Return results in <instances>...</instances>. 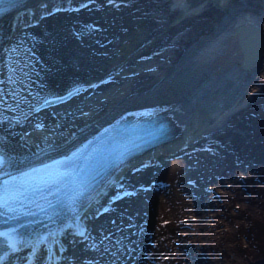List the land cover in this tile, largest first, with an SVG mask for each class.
<instances>
[{
  "label": "rangeland",
  "instance_id": "374dc122",
  "mask_svg": "<svg viewBox=\"0 0 264 264\" xmlns=\"http://www.w3.org/2000/svg\"><path fill=\"white\" fill-rule=\"evenodd\" d=\"M167 1L171 2V0ZM238 1H248L244 7L256 12H260L262 8L260 0H230L226 9L234 8L232 6H235ZM127 2L126 6L119 8L120 13H117L114 8L109 9L110 7H108V12L113 14L111 18L118 20L114 33L104 19L99 17L100 13L93 9L83 10L79 15L74 12L71 14L69 12V15L64 17L54 15L48 21H44L43 26L36 27V31L29 32L30 40L27 41L35 43L33 51L37 54L33 55V58L37 59L35 70L31 64L29 69L32 68L31 71L36 72L40 93L59 91L69 83L87 80L86 78L89 76L99 80L106 74H109L111 78H116V81H112L111 86L105 88L107 94L118 96L121 93L124 95V87L140 89L146 83L144 82L145 76L134 79L128 77V80H124L125 78L121 76L128 73V68L135 62L136 55H133L127 64H121L119 61L120 57L124 56L127 45L133 42L132 38L137 36L140 39H145L146 36L143 35V32L152 33V24L158 22V24L164 23L165 28L167 25L174 26L168 34L177 33L181 36L185 31L194 30L192 38L197 37L198 39L199 35L212 30L226 13L220 4L213 0H187L190 5L202 4V8L199 13L188 17L189 19H183L181 24H177L174 22L176 17L178 19L182 16L179 15V12L169 14L170 3H167L165 7L159 6L161 10L155 11L154 6L158 4L155 0H140L138 2L137 0H127ZM134 6L137 9L132 10L135 8ZM166 16L167 18H165ZM63 19H73L80 25L77 31L68 32L66 29L64 31L67 39L72 36L84 50L79 54V57L73 56V53L69 54V51L59 50L61 53L56 56V59L49 61L50 51L53 54L58 48H61L57 46L58 30L54 29L53 25L57 21L61 23ZM173 23L175 24L172 25ZM90 24L100 29L94 28L95 30H93ZM135 25H138L136 26L138 29L135 28ZM161 39L160 43H162ZM83 41L88 43L84 45L86 48L81 44ZM69 46H73L72 41H69ZM85 50L88 52L87 55L84 54ZM107 52H111L109 57ZM115 53L116 55H114ZM99 54L108 58L101 59L96 56ZM17 59L19 58L17 57ZM153 60L157 59H152L151 62ZM113 64H119L117 70L111 69ZM142 64L143 67H150L148 64ZM37 66L39 69H36ZM116 92L118 93L116 94ZM99 99L101 100L102 97L98 87L96 91L87 96L91 106L99 104L97 103ZM106 105L108 104L102 105V111L106 109ZM72 106L77 108L74 114V117L77 118L93 111L92 107L87 110H85L86 108L78 109V100L74 101ZM63 110V107H58L47 112L45 116L49 120L46 122V127L33 130L34 136H30L26 132L17 133L19 130L17 125L8 126L13 131V140L28 146V150L32 151L39 144L45 146L46 143H51L55 137L67 136L70 128L73 129L75 125L70 124L71 127L66 130L61 129L60 126L66 121L73 122L76 118L55 116V114L63 113ZM215 125V129H211L209 131L211 134H207L205 139L216 141L217 145L214 144L216 150L214 153L204 154L206 157L198 162L195 161V165L191 168V177L195 181V186L189 184L187 178L178 179L168 174L173 170L169 166L170 162H167L171 158V155H168L164 159L163 168L154 170L148 166L143 170L136 171L127 180L140 182L159 175L169 182L167 188L162 191L139 190L142 193L138 192L130 198H125L116 205L112 213L100 218L102 226L107 229L111 225H117V222L120 221L119 232L116 233L114 240L117 250L124 253V249L132 247L133 244H136V249H139V253L135 257H127L121 262L122 264H139L141 260L142 264H163L166 258H169L167 264H264V86L256 95L252 96L247 105L235 106L222 123ZM2 128L0 126V132ZM201 133L208 132L202 130ZM179 161L180 166L187 170L185 165L191 161H186V158L182 157ZM213 173H223L224 177L216 182L213 189L206 191L205 186L212 185L214 178L211 176ZM184 186L191 187L193 193L199 195L200 213L184 208L183 204L186 201L190 203L188 196L187 198L184 196L183 191L186 192ZM153 197L160 202L154 201L148 204V211L144 209L141 212L136 208L137 203L146 204ZM128 220L130 222L136 220L137 225L132 232L134 236L130 240H126L125 244L120 239L126 238L125 231L130 230L126 224ZM183 220H186L187 223L183 224ZM155 231L157 232L155 233ZM103 239V235L94 236L92 234L85 239V244L87 248L92 247L97 251ZM168 244L174 247L169 250L171 256L168 253L165 254L166 249L161 252L162 245ZM118 258L122 260V257L118 256ZM138 260L140 261L137 263ZM99 264L105 263L101 261Z\"/></svg>",
  "mask_w": 264,
  "mask_h": 264
},
{
  "label": "bare ground",
  "instance_id": "6f19581e",
  "mask_svg": "<svg viewBox=\"0 0 264 264\" xmlns=\"http://www.w3.org/2000/svg\"><path fill=\"white\" fill-rule=\"evenodd\" d=\"M69 1L70 0H62L61 3L66 4ZM117 1L120 3L117 2L118 5L115 6L109 4V9L114 7V10L117 13H120V11H118V7L122 8L124 6V0ZM138 1L140 0H137V2ZM155 1L158 2V4L154 6L155 11L161 10L159 6L165 7L167 3H170L171 10L169 11V14L172 15L175 12H179V15L182 17H178V19L176 17L177 20L175 19L174 22L177 24H181L183 19H189L191 16H194L193 14L199 13L202 8V4L190 5L187 0H171V2H168L167 0ZM213 1L217 4H220L221 8L225 9L226 13L222 20L216 23L212 30L206 31V33L199 35L198 39L197 37L192 38V33H194V30L185 31L183 34H181V41L184 43H180L183 46L178 47L173 55H166L163 53L162 57L164 62L155 63V66H151L149 68L143 67V64L142 66L135 67L134 63L133 66L131 65V67L128 68V73L121 75L125 78L124 80H128V77L134 79L135 77L145 76L144 82L146 83L140 89H128L124 87V95L119 93L118 96H114V94H107L105 90V88L112 85L111 83L108 85H102L103 89L99 90L102 99H99V101H97L99 104L95 106H91L87 100V96L90 94L93 87L85 90H79L74 95L75 97L73 96L71 101L63 104L61 106L64 108L63 113L55 114L56 117H74L77 108L75 106L73 107L72 104L76 100L79 101L78 109L83 108L84 110L86 108L85 110H87L88 108H93V111H91L89 114H83V116L80 118L74 117L76 119H74L73 122L66 121L60 126L61 129L66 130L71 127L70 124L75 125L73 129L70 128L69 136H59V138L55 141H52V143H46L45 146L40 148L39 151H30L28 150V146L13 140V131L10 130L9 127H6L7 125L2 122L1 126L3 128L0 132V146L2 147V150L0 151V175H10L30 166L36 165L42 161L65 154L84 139L93 135L96 131L100 130L107 124L111 123L113 120L123 116L136 115L137 112L142 113L143 110L151 107H160V110L163 112V114L175 123L177 127L175 136L169 142V144L173 147V150H179L181 152L185 151V154L189 153L192 155V150H190L192 147L190 144L202 139V136L200 137L202 130L209 132L211 129H215V124L222 123L227 117V114L233 111L235 106L247 105L252 96L256 95V93L264 86V0H260L262 4L260 12L246 9L244 6L248 4V1H238L235 6H232L234 8L229 7L228 9H226V7L230 0ZM115 2L116 1H114V4ZM25 6L30 7L28 5ZM102 10H104V8ZM81 13L82 11L76 12L75 14L79 15ZM99 15V17L102 20L104 19L105 23H107V26L114 33L117 27L115 24L118 20H114L115 18L107 19L101 14ZM9 17L13 18V16ZM40 18L41 17L38 16V13L34 12L32 14V20L27 23L28 28H20L19 23L21 22L22 18L16 17L14 22H16L15 24L18 25L12 33L6 32V27L8 25L3 24L0 19V59L5 61L7 58L8 65L5 66H9L16 79H18L19 76L17 77L14 73L17 72L19 74L20 72V77L23 73L22 70L19 72L15 70V72H13L16 66L17 68L18 66L23 67L25 64L30 65V63L32 64L35 62L33 55L30 54L32 53L34 46L30 47L29 49L25 48V42L29 39V32H34L37 30L32 25V22L35 21L37 24L43 26L42 23L44 21L40 22ZM165 18H167V16ZM61 23L62 25H59ZM61 23L57 21L54 22L55 25H53V28L58 30L57 46H60L61 48H58L53 54L52 51H50L49 61L56 59V56L61 53L59 50L63 52L69 51V54L73 53V56L76 57H79V54H81V52L84 50L82 49L83 47H81L79 43L73 39L72 36L67 39L64 31L65 29L68 32L77 31L80 25L73 19H63ZM248 23L258 26L263 36V48L261 49L260 54L255 56L256 58L253 61L245 64L244 60L250 58L249 54L252 53L255 39L249 34V31L247 30L241 32L239 35H236L235 29L242 24ZM140 27L142 28V26ZM164 28V23L158 24L157 22L152 24V33L142 31L146 36L145 39H140L137 36L132 38L133 42L127 45L124 56L122 55L123 57L121 56L119 59L120 63L122 64L126 62L128 58L126 56L129 52H132L131 56H133V54L136 53V51L133 53V50L135 48L137 49V46H139L141 43L144 44H142V47H145V44H147L148 47L153 48V46L157 43V39H160L162 34L168 32V29ZM92 29L95 30L93 27ZM156 31L162 33L159 34ZM69 41H72V47H68ZM81 44L84 46L88 43L83 41ZM8 47H15L14 50L16 51L22 49L19 53L21 56L18 59V64L16 63L18 53L13 50L12 53L8 52V49H6ZM84 48L86 47L84 46ZM22 52H24V54H22ZM84 54L87 55L88 52L85 50ZM107 55L109 57L111 52H107ZM114 55H116V53ZM96 56L100 57L101 59L108 58L103 54ZM29 60L31 61L30 63ZM141 63H144L145 65L148 64L146 61ZM118 65L119 64H113L111 69L117 70ZM2 67L3 66H1L0 69ZM36 69H39V67L37 66ZM86 79L87 80L71 82L59 91H47L44 93V95H42V98L51 93L64 92L66 89L74 85H76L75 87L84 85V82H87L85 84H90L95 78L92 79L89 76ZM214 79H217V81H213ZM21 88L23 89L24 94L26 91V85L23 83ZM3 89V87L0 89V102L3 100L13 101L12 93L2 91ZM117 93L118 92H116V94ZM27 97L30 98L29 96ZM104 104L108 105H106V109L102 111V105ZM47 112L42 111V117H45L44 115ZM80 112L83 113L84 111ZM42 113L40 112V115H42ZM26 115L27 114L25 112L21 111V118H24ZM29 122L33 121L29 120ZM75 127H79V130L78 132L73 133L72 131L76 130ZM185 143H188L187 149H181L180 147ZM148 153L154 152L151 151ZM145 159H149V156L147 157V154L144 153V155L135 160V163H142L145 161ZM179 159L180 157H176V159H173L170 162L172 164L171 169L173 168V170L169 171L168 174L178 179L187 178V181L192 180V169L189 167L187 170H184L179 164ZM116 186L117 184L113 183V180H107L96 190H94L85 200V203L87 204L84 207L85 209H83V211L80 213L79 217L75 221L71 220L65 223V225L70 226L64 229L65 234L68 236L71 228L77 229L76 227L79 226V222L85 219L86 215H88L86 212L88 211V213H91V211H93L94 208L98 206L99 201L106 199L108 194L105 193L109 191L111 195L113 192L111 190H113V188ZM184 188L186 190V192L183 191V193H185V198L188 196V199H190V203L186 201L183 204L184 208L192 210L195 213H200L199 205L201 201L198 199L199 195L194 194L191 190V187L184 186ZM154 201L160 202L158 199L153 197L149 199L146 204L137 203L136 208H138L141 212H143L144 209L148 211V204H151V202ZM97 215L98 214L95 213L94 217L96 218ZM126 224H128L127 226H129L130 230L125 231L126 238L120 239L123 241V243L126 240H130V238L134 236L132 232L134 231V227L137 225L136 220H134V222H130V220H128L126 221ZM100 225L102 226L103 224L99 221L96 226L100 227ZM113 226L114 225H111L108 229L103 227V231L101 232H97L96 228H93V235H103L104 239L100 244L99 250L97 251H95V248L92 247H84L86 254L89 253L91 255L89 256V264H99L101 261H103L105 264H122L121 262L127 257L133 258L139 253V249H136V244H133V246L128 249H124V253H122L121 250H117L115 248L114 240L116 233L119 232L120 221L117 222V225L115 224V226ZM156 232L157 231H155V233ZM52 234L53 233H49L46 238L47 242H50L49 246L45 244L40 245L42 242L39 241V243L36 244L30 243L31 248L28 250L24 249L23 247H19V249L14 250L19 251L20 257H22V262L27 261L28 264H36L37 262H41V251H44L48 257L49 252L47 249L51 248L53 244L59 245V238ZM64 241L65 244L59 245L58 248H63L66 245H69L70 247H74V245H76V243L73 244L72 240L66 239V237ZM79 245L83 247L82 242L79 243ZM165 249V254L168 253L171 256L169 250L174 249V247H172L170 244L166 246L162 245L161 252ZM118 256L122 257V260L119 259ZM139 261L140 260H138L137 263ZM168 262L169 258H166L165 263L163 262V264H167ZM142 263L143 261L141 260L139 264Z\"/></svg>",
  "mask_w": 264,
  "mask_h": 264
},
{
  "label": "water",
  "instance_id": "95a60500",
  "mask_svg": "<svg viewBox=\"0 0 264 264\" xmlns=\"http://www.w3.org/2000/svg\"><path fill=\"white\" fill-rule=\"evenodd\" d=\"M249 31V34L252 35L255 39L254 47L252 49V53L249 54L248 59H245V64L253 61L261 52V49L263 48V36L258 28V26L248 23V24H242L239 27L235 29V34L239 35L243 31Z\"/></svg>",
  "mask_w": 264,
  "mask_h": 264
}]
</instances>
